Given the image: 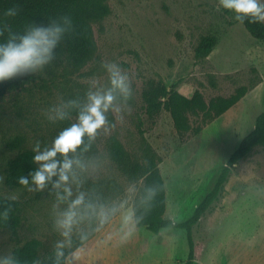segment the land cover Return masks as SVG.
I'll return each instance as SVG.
<instances>
[{
    "label": "rangeland",
    "instance_id": "374dc122",
    "mask_svg": "<svg viewBox=\"0 0 264 264\" xmlns=\"http://www.w3.org/2000/svg\"><path fill=\"white\" fill-rule=\"evenodd\" d=\"M109 14L92 23L95 51L79 68L53 59L32 83L0 96V197L23 204V218L15 237L0 229V259L31 239L41 242L40 261L63 237L56 228L57 212L67 207L57 190L47 185L11 189L4 183L9 160L39 143L50 147L68 121L55 119V109L82 99L95 83H106L102 63L115 61L132 79L133 95L122 115L109 114V126L98 133L90 150L80 152L73 197L96 196L94 215L101 206L116 207L108 222L86 218L73 237L91 235L80 249L77 264H183L188 254L185 231L152 233L135 227L120 243L125 210L131 208L142 179L122 173L110 159L109 147L118 141L128 159L140 165L155 161L166 191L164 217L183 222L191 215L215 180L231 152L254 127L264 111V42L252 38L220 0H106ZM264 23V22H263ZM215 44L206 56L197 55L204 38ZM160 80L190 97L199 91L205 101L228 97L241 86L246 95L229 111L202 125L189 116L199 134H179L170 115L161 111L152 121L143 109L141 92ZM74 115V114H73ZM20 136L18 150L5 142ZM34 152V151H33ZM35 153V152H34ZM62 194V189L60 190ZM123 205L121 208L120 206ZM196 264H264V146L255 147L231 172L219 199L193 227Z\"/></svg>",
    "mask_w": 264,
    "mask_h": 264
},
{
    "label": "trees",
    "instance_id": "16d2710c",
    "mask_svg": "<svg viewBox=\"0 0 264 264\" xmlns=\"http://www.w3.org/2000/svg\"><path fill=\"white\" fill-rule=\"evenodd\" d=\"M19 9L15 18L3 15L4 10L10 7ZM109 14L106 0H0V28L7 24L15 31H20L24 25L35 21L37 24H45L50 19H59L68 15L72 19V28L66 33L65 38L55 51L54 60L65 62L73 68H79L86 63L94 54L95 44L92 37L91 24L102 20ZM249 35L264 42V23L248 22L241 23ZM7 37V30L0 40ZM215 44L214 38L204 37L198 47L197 55L206 56ZM33 74L19 77L0 84V96L5 92L16 91L24 85L32 83ZM248 87L241 86L234 90L228 97H214L205 101L199 91H195L190 97L179 93L174 87L167 88L160 80L151 81L141 92L143 109L149 120H154L161 111H166L172 120L173 128L179 134L192 132L199 134L202 125L220 117L235 104H237L248 92ZM201 116L202 125L192 127L189 116ZM24 140L20 136L11 138L5 142V148L18 150ZM264 146V111L255 119L253 129L244 136L238 146L231 152L224 166L219 172L214 185L204 195L195 207L192 215L183 222H173L165 218L166 191L163 178L154 160L149 159L144 165L132 162L126 156L121 144L113 140L109 147L110 159L115 162L123 174L136 179H142V186L132 205L137 219V228H145L152 233L162 230L182 229L185 231L188 254L183 264H196L197 249L193 241V227L210 210L211 206L221 196L224 186L235 167L259 146ZM89 148L86 150H90ZM85 152V151H84ZM35 153L31 150L19 151L7 164L4 183L11 189L26 188L19 183L20 176H29L38 167L33 162ZM100 203L96 196H89L85 204L93 205L92 208H83V212L90 222L96 217L93 212L94 206ZM23 214L22 202L10 198L0 197V229L5 230L15 237L21 225ZM91 235L80 233L72 238V250L82 247ZM41 242L31 239L15 248L11 259L15 264H57L56 249L47 253L40 261L39 252ZM69 249H65V256ZM59 264H65L64 258L59 259Z\"/></svg>",
    "mask_w": 264,
    "mask_h": 264
},
{
    "label": "clouds",
    "instance_id": "9594fccd",
    "mask_svg": "<svg viewBox=\"0 0 264 264\" xmlns=\"http://www.w3.org/2000/svg\"><path fill=\"white\" fill-rule=\"evenodd\" d=\"M220 6L230 12L237 22H264V0H220ZM18 12L19 9L13 6L5 9L3 15L15 18ZM72 24L68 15L50 19L45 24L32 21L20 31L4 24L0 28V36L7 30V37L0 40V84L41 72L45 66L50 65L56 49L71 30ZM102 68L107 77L106 83L93 84L82 99L69 100L55 109V119L68 121L67 126L59 131L50 147L41 150L39 143L36 144L33 162L38 167L30 173V178H19L21 185L27 186L31 182L37 190L51 184L57 190L58 201L67 204L66 208L57 212L55 221L56 228L63 237L55 246L57 264L61 257L65 264H77L82 249L72 250L74 228L86 218L80 213L81 207H93L85 204L83 192L72 198V185L77 183L76 168L82 167L78 150L86 151L98 133L109 126V114L122 115L133 95L132 79L126 69L115 61L102 63ZM115 211L116 207L101 206L95 213L100 225L108 222ZM122 224L120 243L126 242L133 235L137 224L133 209L124 211ZM66 248L69 249L67 256ZM0 264L15 262L7 258L0 259Z\"/></svg>",
    "mask_w": 264,
    "mask_h": 264
},
{
    "label": "crops",
    "instance_id": "0c3cea01",
    "mask_svg": "<svg viewBox=\"0 0 264 264\" xmlns=\"http://www.w3.org/2000/svg\"><path fill=\"white\" fill-rule=\"evenodd\" d=\"M229 111V110H228Z\"/></svg>",
    "mask_w": 264,
    "mask_h": 264
}]
</instances>
